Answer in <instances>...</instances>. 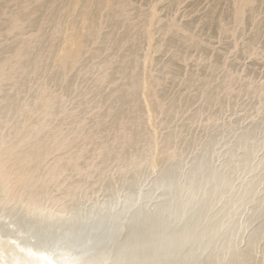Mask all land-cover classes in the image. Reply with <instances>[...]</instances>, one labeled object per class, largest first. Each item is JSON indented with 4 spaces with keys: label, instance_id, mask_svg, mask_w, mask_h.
Segmentation results:
<instances>
[{
    "label": "rangeland",
    "instance_id": "374dc122",
    "mask_svg": "<svg viewBox=\"0 0 264 264\" xmlns=\"http://www.w3.org/2000/svg\"><path fill=\"white\" fill-rule=\"evenodd\" d=\"M100 1L69 11L73 0H0V132L40 121L52 139L74 126L41 167L80 154L81 169L68 161L46 209L0 176V234L39 249L59 242L90 264H264V0ZM81 10L98 33L70 51ZM122 126L148 132L98 156ZM17 139L0 145V170ZM127 154L157 167L121 170Z\"/></svg>",
    "mask_w": 264,
    "mask_h": 264
},
{
    "label": "bare ground",
    "instance_id": "6f19581e",
    "mask_svg": "<svg viewBox=\"0 0 264 264\" xmlns=\"http://www.w3.org/2000/svg\"><path fill=\"white\" fill-rule=\"evenodd\" d=\"M80 1L73 0L69 11H72V9L78 7ZM100 3L102 4L99 5V8L103 7L104 4L109 5V0H101ZM81 13L83 21V23L80 24L82 25L81 28L74 29L64 39L63 45L67 50L77 52L85 35H96L98 33L93 27V18L91 16L89 17V13L86 14L83 11ZM237 17L241 18V11L238 12ZM12 22L14 27L19 25L18 18L13 19ZM20 56V52H13L8 57L14 62V60ZM5 67V65L0 66L1 75L4 72ZM102 77L104 78L105 76ZM139 84L142 85V83ZM43 94L44 90L42 89L39 93V96L36 98H41ZM143 104L145 110L142 114V123L145 125V130L148 129V125L153 122V112L145 100ZM2 123L4 124L6 121H2ZM120 128L121 131L115 136L110 145L100 143L96 149L94 148L98 156L110 153L117 146H119L121 149H126L134 139H137L141 136L145 137V134L148 132H143L141 130L127 131L123 126ZM43 133L44 131L41 128L40 121L36 123L33 122L27 128L18 126L11 133V137H8V139L6 138V140H4L5 135L0 132V145H4L6 147H10L12 145V141L18 137V139L13 142L11 149L6 153V156L8 157L5 160L8 162L3 164V169L0 170V176L5 179L6 185L10 182V188L12 185L14 186L12 190L15 192L16 196H24L20 197L21 200L32 204L34 207H42L46 209L48 207L45 205L47 198L50 199L51 203L54 204H58L60 201L59 198L46 194V189L50 184H53L54 181L58 182L59 177L62 176L63 171L67 166L68 161L71 162L69 164L75 171L81 172V169L77 163L78 159L80 158V154H74L67 157L68 161L56 160L50 163L47 169H42L41 161L44 160L46 155L50 153L49 149L51 145L56 140L62 141L65 139L69 143L72 142L76 138V129L73 126L69 132H64L60 128H56L54 129V136L52 139L43 138ZM165 139L169 140L170 136H166ZM148 144L152 145V140L150 137H148ZM42 156H44V158L39 159ZM163 156L166 159H173L175 156H177V151L169 146L164 151ZM116 160L121 163L119 166L121 170H133L141 166L144 162H147V164H149L150 168L153 170L157 167V161L155 159H150L147 157L136 159V157L132 154L120 156L116 158ZM37 161H39L40 164H38ZM96 168L97 167L92 164H88L87 167H85L86 171L90 172ZM16 175L20 177L17 182L13 178ZM78 183L69 184L68 187L71 188L68 189L67 194L71 195V193H73L78 187L80 188L81 185ZM22 239L23 237L20 235L4 238L0 234V264H90V260L85 259L81 251L74 252L71 249L65 247L63 244L57 246L59 242H55L54 248L39 249L36 248L34 243L24 242ZM71 248L79 250L77 246H71Z\"/></svg>",
    "mask_w": 264,
    "mask_h": 264
}]
</instances>
